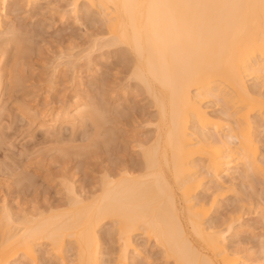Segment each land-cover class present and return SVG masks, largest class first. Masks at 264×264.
<instances>
[{
  "label": "bare ground",
  "instance_id": "6f19581e",
  "mask_svg": "<svg viewBox=\"0 0 264 264\" xmlns=\"http://www.w3.org/2000/svg\"><path fill=\"white\" fill-rule=\"evenodd\" d=\"M81 3L102 15L106 45L132 55L130 78L157 111L155 135L139 143V162L104 168L87 193L68 184L61 203L20 215L4 201L0 264H37L43 245L60 264H128L141 254L133 240L139 234L172 264H264L240 262L228 245L239 216L222 226L210 220L233 167L264 181L255 140L264 127V94L247 83H264V0H70L72 14ZM79 106L75 99L73 108L40 114L38 128L66 122L74 129L99 118L93 107ZM209 184L211 197H199ZM108 223L121 241L112 262L102 258L99 237Z\"/></svg>",
  "mask_w": 264,
  "mask_h": 264
},
{
  "label": "rangeland",
  "instance_id": "374dc122",
  "mask_svg": "<svg viewBox=\"0 0 264 264\" xmlns=\"http://www.w3.org/2000/svg\"><path fill=\"white\" fill-rule=\"evenodd\" d=\"M69 2L1 4L0 206L5 201L16 215L64 201L68 184L82 193L93 190L104 168L139 162V143L155 135L157 111L145 90L130 78L132 55L122 46L106 45L98 9L81 3L78 13L72 14ZM258 81L250 78L247 83L264 94V83ZM75 99L100 114L96 124L87 117L86 126L76 124L75 130L66 122L49 132L38 128L40 114L73 108ZM219 105L211 109L220 110ZM256 136L258 157H264V127ZM245 172L233 167L224 177L225 193L210 220L222 226L228 216H239L236 226L241 227L228 245L236 249L240 262L256 263L264 260V181ZM210 185L199 197H211ZM99 232L102 258L112 262L121 243L118 234L110 223ZM133 240L141 254L130 257L128 264H172L152 238L139 234ZM43 246L37 264H60ZM71 252L66 253L67 260H73Z\"/></svg>",
  "mask_w": 264,
  "mask_h": 264
}]
</instances>
